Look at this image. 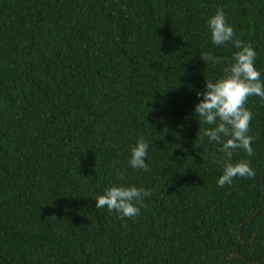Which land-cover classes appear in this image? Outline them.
I'll use <instances>...</instances> for the list:
<instances>
[{
  "label": "trees",
  "instance_id": "obj_1",
  "mask_svg": "<svg viewBox=\"0 0 264 264\" xmlns=\"http://www.w3.org/2000/svg\"><path fill=\"white\" fill-rule=\"evenodd\" d=\"M217 8L264 81V0H0V264H264V208L236 252L264 204V101L232 156L254 178L219 187L222 145L194 147L226 66L201 53L238 50L212 44ZM141 136L149 171L128 164ZM118 184L151 189L138 217L96 208Z\"/></svg>",
  "mask_w": 264,
  "mask_h": 264
},
{
  "label": "clouds",
  "instance_id": "obj_2",
  "mask_svg": "<svg viewBox=\"0 0 264 264\" xmlns=\"http://www.w3.org/2000/svg\"><path fill=\"white\" fill-rule=\"evenodd\" d=\"M213 45L223 46L232 43L237 51L228 57H220L210 52L201 53L200 59L205 63L211 62L213 66L223 62L226 66L223 75L215 82L205 81L204 90L197 95L203 97L194 107V112L201 121L211 128L203 129V135L194 147H199L207 137L209 141L220 143L219 151L224 153L225 162L223 174L218 178L219 187L232 185L234 179L254 178L255 170L249 160L241 159L232 162L233 152L243 149L248 156L253 155L252 142L255 140L250 135V121L253 113L246 107L248 98L259 97L264 101V81L255 67L256 52L250 43L238 38L235 29L228 23L223 8H217L207 21ZM148 141L141 136L130 149L128 164L133 169L149 171L145 162L148 156ZM215 163V159H213ZM118 177L123 180V173L117 171ZM152 196L151 189L123 184L106 188L102 195L97 196L96 208L106 207L109 212L115 211L122 218L132 219L138 217L141 209L145 207V199ZM67 222V221H66Z\"/></svg>",
  "mask_w": 264,
  "mask_h": 264
},
{
  "label": "water",
  "instance_id": "obj_3",
  "mask_svg": "<svg viewBox=\"0 0 264 264\" xmlns=\"http://www.w3.org/2000/svg\"><path fill=\"white\" fill-rule=\"evenodd\" d=\"M263 189H264V186H263ZM264 208V204L261 205L256 211H254L249 217H247L244 221H242L239 225H238V228H237V231H238V235H237V243H236V252H238V245L240 243V240H241V234H242V226L245 222H248L250 221L252 218H254L262 209ZM238 255L244 259L245 261L249 262V263H253V264H259V261H253V260H250L244 256H242L241 254L238 253Z\"/></svg>",
  "mask_w": 264,
  "mask_h": 264
}]
</instances>
